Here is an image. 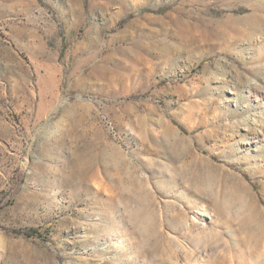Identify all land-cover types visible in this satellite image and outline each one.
Instances as JSON below:
<instances>
[{"label": "rangeland", "instance_id": "1", "mask_svg": "<svg viewBox=\"0 0 264 264\" xmlns=\"http://www.w3.org/2000/svg\"><path fill=\"white\" fill-rule=\"evenodd\" d=\"M0 264H264V0H0Z\"/></svg>", "mask_w": 264, "mask_h": 264}]
</instances>
